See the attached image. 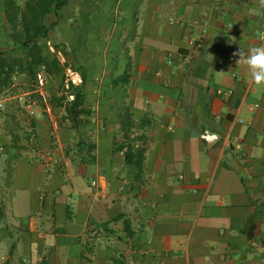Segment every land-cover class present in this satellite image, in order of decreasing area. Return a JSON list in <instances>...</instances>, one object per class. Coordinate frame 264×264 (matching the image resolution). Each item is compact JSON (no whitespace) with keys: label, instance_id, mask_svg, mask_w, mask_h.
<instances>
[{"label":"crops","instance_id":"1","mask_svg":"<svg viewBox=\"0 0 264 264\" xmlns=\"http://www.w3.org/2000/svg\"><path fill=\"white\" fill-rule=\"evenodd\" d=\"M84 1L52 37L74 36ZM262 44L260 0H94L77 62L88 121L72 129L42 89L34 115L10 96L0 110V264H264V88L234 55ZM126 108L139 178L117 150ZM80 138L94 163L66 154Z\"/></svg>","mask_w":264,"mask_h":264},{"label":"trees","instance_id":"2","mask_svg":"<svg viewBox=\"0 0 264 264\" xmlns=\"http://www.w3.org/2000/svg\"><path fill=\"white\" fill-rule=\"evenodd\" d=\"M70 1L0 0L5 34L10 44L7 48H0V95L5 94L12 97L10 108L19 110L21 103L16 96L20 94L23 85H29V88L24 87V89H27L26 91L32 98L38 100L40 106L45 107L43 95L38 91L35 92L40 82L39 75L42 73L49 77L59 76L63 84L60 91L53 94L50 103L53 107H64L65 119H69L72 129L78 130L92 114V110L83 102L86 74L82 73L79 85L70 84L66 87L65 80L67 69L74 66L71 60L79 62L80 55L87 46L94 0L84 1L81 15L71 25L75 38L74 43L68 49L67 45L60 46L53 42L52 32L58 27L61 12ZM60 48L65 55V61L57 53ZM19 76L24 77V83L16 84V78ZM129 77V72H125L119 79H116L115 84L125 83ZM71 95L74 99H70ZM0 110L3 109L0 108ZM119 119L123 130V142L117 150L124 153L127 164L138 168L137 178H139L144 173L147 149L144 143H136L140 139L143 141L142 137H132L135 126L129 108H126ZM14 132L12 131L11 134L16 140ZM26 138L29 136L27 135ZM95 151L96 143L92 139L80 138L72 148L67 149L66 154L74 162L90 164L96 161Z\"/></svg>","mask_w":264,"mask_h":264},{"label":"clouds","instance_id":"3","mask_svg":"<svg viewBox=\"0 0 264 264\" xmlns=\"http://www.w3.org/2000/svg\"><path fill=\"white\" fill-rule=\"evenodd\" d=\"M260 3L264 6V0H260ZM234 55L239 57L237 65L243 64L247 69L250 81L264 88V44L247 50L240 48Z\"/></svg>","mask_w":264,"mask_h":264},{"label":"built area","instance_id":"4","mask_svg":"<svg viewBox=\"0 0 264 264\" xmlns=\"http://www.w3.org/2000/svg\"><path fill=\"white\" fill-rule=\"evenodd\" d=\"M184 61L185 62H189L190 61V57L187 55H184ZM81 78L82 75L78 70L72 69L71 67H69L67 69L66 72V80H65V84L66 87H69L70 84H74V85H79L81 82ZM39 79L41 82L39 83H43V76L42 74L39 75ZM233 90H230L227 92V94H233ZM218 94H226V92L223 89H218L217 90ZM16 98H18V100L20 101L21 105L23 106V108L30 114V115H34L36 112V105H37V101L31 97L30 93H20L16 96ZM7 96L5 94L0 95V108L4 109L5 108V102H6ZM70 99H74V96L71 95ZM259 107L258 104H255L252 106V108H256ZM57 127V126H56ZM239 149L241 148V146H237ZM95 183V182H94ZM97 232V231H96Z\"/></svg>","mask_w":264,"mask_h":264},{"label":"rangeland","instance_id":"5","mask_svg":"<svg viewBox=\"0 0 264 264\" xmlns=\"http://www.w3.org/2000/svg\"><path fill=\"white\" fill-rule=\"evenodd\" d=\"M72 5H73V3H72ZM70 8H72L71 6H70ZM69 22V21H68ZM73 23H74V21H73ZM60 30H61V28H59L58 29V31L55 33V34H53V42L55 43V44H59L60 46H63V45H66V42L65 41H67L68 40V37H69V39H71V35H68L67 36V38L64 36V35H62L61 36V32H60ZM56 34H57V36H56ZM72 38H75V34H74V36L72 37ZM65 39V40H64ZM74 40V39H73ZM66 47H68L69 48V45H67ZM51 48L54 50V47L53 46H51ZM60 51L59 52H57V53H59V55H60V57L65 61L66 59H65V55H63L64 53H63V50L60 48L59 49ZM71 62H72V64L74 65V66H71V68L72 69H75V70H79V66H77L78 65V63L76 62V61H74V59H72L71 60ZM42 74V73H41ZM42 76H43V74H42ZM20 78V77H19ZM19 81H20V83L22 84V83H24V79H18ZM41 82V81H40ZM53 82L52 81H48L44 76H43V83H39L37 86H36V90H35V92L36 91H38V92H40L41 93V89L44 91V96L45 97H47L48 99L50 98V95L51 94H56V93H58L59 91H60V88H61V86H62V84H63V80H62V78L61 77H59V79H58V81H56L55 79H54V83L52 84ZM52 84V85H51ZM24 87L25 88H29V85H23V88L21 89V91L19 92V93H28L26 90L27 89H24ZM36 101H37V105H39V102H38V100L36 99ZM44 102H45V100H44Z\"/></svg>","mask_w":264,"mask_h":264},{"label":"water","instance_id":"6","mask_svg":"<svg viewBox=\"0 0 264 264\" xmlns=\"http://www.w3.org/2000/svg\"><path fill=\"white\" fill-rule=\"evenodd\" d=\"M205 138H206V139L208 140V142L210 143V144H209V147H212L213 144H215V143L220 139L219 136H214V135H212V134H207V135L205 136Z\"/></svg>","mask_w":264,"mask_h":264}]
</instances>
